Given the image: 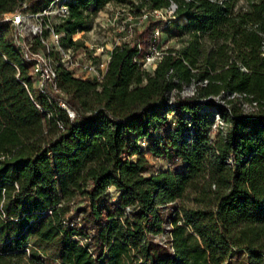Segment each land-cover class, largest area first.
Listing matches in <instances>:
<instances>
[{
	"label": "trees",
	"instance_id": "1",
	"mask_svg": "<svg viewBox=\"0 0 264 264\" xmlns=\"http://www.w3.org/2000/svg\"><path fill=\"white\" fill-rule=\"evenodd\" d=\"M46 1L0 0V264H264V0H175V16L113 48L101 81L56 63L45 92L3 13ZM63 1L52 25L82 45L71 33L111 0ZM157 24L184 36L140 68Z\"/></svg>",
	"mask_w": 264,
	"mask_h": 264
},
{
	"label": "built area",
	"instance_id": "2",
	"mask_svg": "<svg viewBox=\"0 0 264 264\" xmlns=\"http://www.w3.org/2000/svg\"><path fill=\"white\" fill-rule=\"evenodd\" d=\"M138 1L139 0L128 1L129 3L127 5H130V10L132 12L123 18L124 21L129 20L127 29H131L135 24L144 22L149 17L168 20L175 16L177 7L175 0H169V3L165 6L140 7L138 10H133L132 3H137ZM108 2L98 8L95 14H105ZM68 12V5L63 0H47L40 4L35 10L19 9L3 13L4 18L15 29V39L17 43L24 47V53L30 60L28 73L36 77L37 86L45 92L47 91V86L54 90H58L55 80L57 73L56 63H60L74 76H89L101 81L105 76L108 64L112 58L113 48L116 45L121 46L124 42H130L125 39H116L112 46L107 47L105 44H99L92 47L87 46L82 40V45H75L73 43L63 45L60 43L62 31L55 29L52 25V21L65 17ZM120 14H122L120 8H115L111 11L113 20ZM112 19L108 18L111 23ZM162 26V24L154 26L152 41L141 53L133 57L138 67L152 70L157 61L167 51L169 45L164 39L165 35L167 36L168 33L163 30ZM124 27L125 24L120 25V29ZM45 28H47V33H44ZM73 33H71L70 38L72 40H77L79 37L74 36ZM34 36H37L43 45L33 49L31 48V42ZM104 45L106 46L105 50ZM138 46L143 48L141 43H138ZM52 48L58 50L57 57H53L50 54ZM192 91L193 86L190 93H192ZM67 110L70 116H72L73 111L69 108H67ZM140 143L145 144V139L141 138ZM111 187V185H108V188Z\"/></svg>",
	"mask_w": 264,
	"mask_h": 264
},
{
	"label": "rangeland",
	"instance_id": "3",
	"mask_svg": "<svg viewBox=\"0 0 264 264\" xmlns=\"http://www.w3.org/2000/svg\"><path fill=\"white\" fill-rule=\"evenodd\" d=\"M129 0H120V1H114L111 0L107 3V7L105 10V14L97 15L95 14V17L93 18V24L92 27L89 29H85L84 31L80 30V34L77 36L79 37V40H83L84 43L87 46H97L99 44H105L107 47L112 46L114 41L116 39H125L130 42L139 40V32L144 27L146 20L140 24H135L131 29H127L128 27V21L123 18H125L130 12V5H127ZM244 0H239V2H243ZM115 8H120L122 11V14H120L118 17H116L114 20L112 19L111 11ZM108 18L112 19V23L108 20ZM128 19V18H127ZM33 20V19H32ZM122 20V21H121ZM114 21V22H113ZM125 24V27L120 29V25ZM14 29V27H13ZM168 35H165V42L169 46H175L177 47L181 43V39L183 38V32L180 30L179 27L171 24L168 27ZM15 34V29H14ZM74 34V33H73ZM104 45V50L106 46ZM143 46V44H142ZM32 77V83L33 85L37 86V79L34 75H31ZM192 89V84H185L182 89L179 90L180 94L186 95L190 94ZM174 95V92H171L170 97L172 98ZM221 95H214L213 97L218 100H222ZM242 105L245 108H248V103L244 102ZM70 109V108H69ZM170 115L171 113H167ZM213 123L212 127L215 128L216 124H220L222 121L220 120L218 114L215 112L213 116ZM60 124V122H59ZM215 124V125H214ZM142 153L152 162L153 167L161 168V167H167L169 164L171 165L169 159L164 155H154L151 151H149L147 145L142 146ZM135 153L131 155V157H134ZM173 166V164H172ZM170 207L167 206L164 208L165 214H169ZM169 222H167V226H169ZM156 238H162V235L156 234ZM246 261V257L243 253H240L235 256L234 259H232L231 264H243Z\"/></svg>",
	"mask_w": 264,
	"mask_h": 264
},
{
	"label": "bare ground",
	"instance_id": "4",
	"mask_svg": "<svg viewBox=\"0 0 264 264\" xmlns=\"http://www.w3.org/2000/svg\"><path fill=\"white\" fill-rule=\"evenodd\" d=\"M80 34V32H76L75 34H74V36H78Z\"/></svg>",
	"mask_w": 264,
	"mask_h": 264
},
{
	"label": "water",
	"instance_id": "5",
	"mask_svg": "<svg viewBox=\"0 0 264 264\" xmlns=\"http://www.w3.org/2000/svg\"><path fill=\"white\" fill-rule=\"evenodd\" d=\"M67 108V107H66ZM71 110V109H70ZM72 111V110H71Z\"/></svg>",
	"mask_w": 264,
	"mask_h": 264
}]
</instances>
